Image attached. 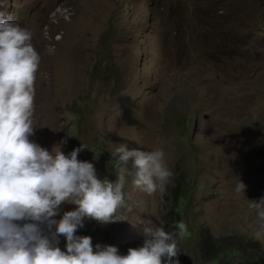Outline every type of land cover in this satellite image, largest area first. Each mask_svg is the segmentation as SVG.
<instances>
[{
	"label": "rangeland",
	"instance_id": "obj_1",
	"mask_svg": "<svg viewBox=\"0 0 264 264\" xmlns=\"http://www.w3.org/2000/svg\"><path fill=\"white\" fill-rule=\"evenodd\" d=\"M0 2L40 55L31 141L65 155L86 145L77 159L99 179L119 173V144L162 149L172 173L153 194L126 174L125 221L87 219L75 235L125 255L149 219L174 233L179 264H264L255 217L233 191L239 179L247 199L264 195V0ZM75 207L62 203L55 219Z\"/></svg>",
	"mask_w": 264,
	"mask_h": 264
},
{
	"label": "clouds",
	"instance_id": "obj_2",
	"mask_svg": "<svg viewBox=\"0 0 264 264\" xmlns=\"http://www.w3.org/2000/svg\"><path fill=\"white\" fill-rule=\"evenodd\" d=\"M31 35L0 11V264H179L174 233L149 219L139 224L142 246L128 248L125 255L115 246H93L89 236L75 235L87 219L100 224L125 221L117 212L126 204V174L134 187L153 194L163 190L172 173L162 149L119 144L110 152L119 161V173L114 180L99 179L93 163L77 159L86 145L65 155L59 146L49 151L31 141L40 63ZM245 190L237 179L233 191L243 194L256 221L252 236L262 241L264 195L249 200ZM62 203L76 207L57 220ZM175 227L182 230L184 224L176 222ZM61 235L63 251L58 246Z\"/></svg>",
	"mask_w": 264,
	"mask_h": 264
},
{
	"label": "trees",
	"instance_id": "obj_3",
	"mask_svg": "<svg viewBox=\"0 0 264 264\" xmlns=\"http://www.w3.org/2000/svg\"><path fill=\"white\" fill-rule=\"evenodd\" d=\"M195 8H198V7H195ZM198 9H200V8H198ZM200 11H202L205 14V16H206V14H209L208 9H206V8H202V9H200ZM209 16L207 18L210 20V17ZM194 24L197 25L198 23H194Z\"/></svg>",
	"mask_w": 264,
	"mask_h": 264
}]
</instances>
